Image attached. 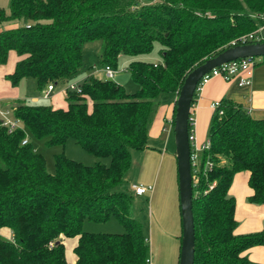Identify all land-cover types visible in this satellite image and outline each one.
Wrapping results in <instances>:
<instances>
[{"label":"trees","instance_id":"16d2710c","mask_svg":"<svg viewBox=\"0 0 264 264\" xmlns=\"http://www.w3.org/2000/svg\"><path fill=\"white\" fill-rule=\"evenodd\" d=\"M7 8L0 6V24L17 22L0 26V63L9 50L18 55L6 75L12 86L32 77L41 93L48 83H66L82 66L83 43L100 39L99 63L114 69L125 54L137 89L126 92L111 78L86 76L79 92L64 90L65 108L16 101L10 116L19 127L7 132L0 119V264H145L148 245L132 195L116 188L131 151L147 147L159 94H177L193 66L264 25L252 16L264 11V0H8ZM154 42L158 61L142 57ZM219 103L192 186L193 264H257L241 253L264 245V230L235 233L228 189L235 173L247 172V201L264 204V118H251L227 98ZM26 133L46 146L70 138L108 162L84 165L60 152L49 173L29 141L21 144ZM206 158L213 166L202 173ZM111 217L122 232L82 229L85 218ZM74 237L69 263L64 240Z\"/></svg>","mask_w":264,"mask_h":264},{"label":"crops","instance_id":"0c3cea01","mask_svg":"<svg viewBox=\"0 0 264 264\" xmlns=\"http://www.w3.org/2000/svg\"><path fill=\"white\" fill-rule=\"evenodd\" d=\"M263 30L264 25H262L259 31L264 39ZM17 58L18 55L13 50H9L5 62L0 63V102L8 98L13 99V104L15 101H24L26 104H42L50 105L53 108H65V83L53 84V89L50 92L49 98L43 99L40 97V92H38L34 82L32 93L25 95L22 100L17 99L19 94L18 90L22 86L23 78L26 77L21 78L18 82L20 86L16 87L12 85L11 87L6 77V75L12 71ZM221 98H227L233 103L238 104L246 110L253 119L264 118V57L256 59L249 85L240 86L235 77L229 79V81H225V79L220 76H212L203 84L201 90L194 95V102L191 104V116L193 118L192 131L197 145L204 143L208 136L209 123L213 113V108L210 104L214 101H219ZM0 107H2L1 104ZM173 111L174 94H166L161 101L159 100L150 117L147 128V147L142 150H136L139 152L136 156L130 154L131 161L132 157L140 158L138 161L134 160V163L138 167L136 177L137 184L154 185L151 192L144 194V196L147 198L151 194L149 199L151 198V201L154 200V198L158 200V207L161 205L160 200L163 194V188L157 185L161 166L163 162H165L166 167L168 166L169 170H172L173 161L175 166V157H173L172 154H166V149L164 148V146L168 145V136L172 129V127H170V122L173 119ZM173 149L174 144H171V150ZM162 151L164 152L162 153ZM247 175V172L244 171L235 173L228 189V195L234 199L235 203L233 216L237 222L235 227L236 234H247L264 230V204H253L247 201L248 196L251 194V190L247 185ZM176 193L177 188L175 187V193L171 196L169 224L171 228H174L171 244L173 248H175V253L170 256L169 264H177L180 246L181 219L178 193ZM160 207L158 209H160ZM147 219L149 220V215L146 212V220ZM144 237L148 240L146 235ZM65 240L64 247L66 248ZM75 241L76 239L74 240V244L73 241L69 244V254H67V250L65 249V257L69 263H73L74 261L71 249L75 245ZM148 254L150 257V251ZM241 255L245 256L253 263L264 264V245L248 247ZM150 262L151 264L156 263L154 258L152 261V257L150 258Z\"/></svg>","mask_w":264,"mask_h":264},{"label":"rangeland","instance_id":"374dc122","mask_svg":"<svg viewBox=\"0 0 264 264\" xmlns=\"http://www.w3.org/2000/svg\"><path fill=\"white\" fill-rule=\"evenodd\" d=\"M8 0H0V6L8 11L7 8ZM13 22V23H10ZM17 21H5L0 24L1 27L9 26L15 24ZM260 31V30H259ZM260 33V32H259ZM264 33V30H263ZM101 40L95 39L91 41H86L82 45V66L76 75L68 78V81L65 85L70 83L79 84L82 82L83 77L92 76L99 79H104V74L102 71V65L99 63L98 55L100 51ZM143 58L152 61H158L160 59L159 51H158V42H154L151 49L142 55ZM255 59H260L261 55L254 56ZM128 61V57L125 54H121L116 59V64L114 67V75L111 78L113 82L118 83L126 92H134L137 89V85L133 82L129 71L126 68V63ZM11 86V84H10ZM20 86L18 83L13 87ZM12 87V86H11ZM34 88V79L32 77L23 78L22 86L20 87L19 94L17 99L22 100L25 95H29L32 93ZM166 94L171 93H161L159 94L158 101L164 98ZM169 96V95H167ZM176 94H174L175 101ZM13 99H4L0 102L2 109L10 108L14 104L12 103ZM16 102V101H15ZM26 102V101H25ZM157 106V105H156ZM155 106V107H156ZM154 107V109H155ZM169 133V132H168ZM26 139L29 141L33 150L39 153L44 161H45V169L47 172H53V155L56 153L62 152L66 157L78 161L84 165H92L95 161H101L103 163L108 162V158H96L85 150L81 149L78 145L74 143L72 139H67L63 145H52L46 146L44 143V139H36L32 137L29 133H26ZM208 138V136H207ZM207 140V139H206ZM205 140V141H206ZM171 144H173V133L172 129L168 136V145L164 146L166 149V154H173V150H171ZM164 149V151H165ZM162 151V153L164 152ZM172 151V152H171ZM132 156H136L139 154L138 151H131ZM134 160L138 161L140 158L132 157L131 164L125 174L122 177V182L116 188L129 191L132 195V210L136 219L142 225L143 236H147L146 244L148 245V253L150 251V258L152 257V261L156 263L154 264H169V259L171 255H174L175 248H173L172 235L174 233V228H171L170 224V205H171V196L175 193L176 185V177H175V166L173 161L172 170H169L168 166L166 167V163L163 162L161 166V171L158 174V186H161L163 194L161 195V207L158 209V200L154 198L151 201V198L142 196L133 195L132 191L129 190L130 184H137V171L138 167L134 163ZM174 160V158H173ZM223 163V162H222ZM172 166V165H170ZM154 186V185H153ZM152 186V187H153ZM151 192V191H150ZM149 192V193H150ZM178 193V190H177ZM176 193V194H177ZM151 201V202H150ZM146 212L149 215V220H146ZM146 230H145V229ZM82 229L84 231L89 232H110V233H120L123 231L122 226L113 218H109L105 222H94L87 218L84 219L82 224ZM149 233V235H148ZM11 234L7 236L10 238ZM74 238H67L65 240V246L67 250V254L70 253L69 244L73 241Z\"/></svg>","mask_w":264,"mask_h":264},{"label":"water","instance_id":"95a60500","mask_svg":"<svg viewBox=\"0 0 264 264\" xmlns=\"http://www.w3.org/2000/svg\"><path fill=\"white\" fill-rule=\"evenodd\" d=\"M264 56V40L228 45L193 66L183 77L174 101L172 133L181 219L177 264H193L194 230L192 217V177L189 162L188 120L196 85L203 73L223 62L248 56Z\"/></svg>","mask_w":264,"mask_h":264},{"label":"built area","instance_id":"2783aa9c","mask_svg":"<svg viewBox=\"0 0 264 264\" xmlns=\"http://www.w3.org/2000/svg\"><path fill=\"white\" fill-rule=\"evenodd\" d=\"M252 16L264 18V11L253 13ZM261 27L262 26H259L254 31L244 33L240 35L239 37L232 39L230 41V45L234 43H241V42H246V41L264 40L262 35L259 33V30ZM255 64H256L255 57L248 56V57L233 59L230 61L223 62L219 65H216L202 74V76L200 77L196 85L195 94L201 90V87L203 86V84H205L208 81V79L212 76H220L221 78L225 79V81H229V79L235 77L237 78V83L240 86L249 85L251 81L252 69ZM102 71L104 74V78H112L114 75V69L108 64L102 65ZM52 89H53V84L48 83L44 87V89L41 91L40 97L43 99L49 98V95ZM65 89H69V90L76 91V92L80 91L78 85L73 84V83L65 85L64 90ZM219 104H220L219 101H214L213 103L210 104L211 107L213 108V111L217 110L218 114L221 113V110L219 109ZM10 111H11V108L2 109V107H0L1 124L6 127L7 132H11L12 130L19 127L20 125L17 119L12 118L10 116ZM171 123H172V120L170 122V127H172ZM188 123H189L190 129H188L187 138H188V143H189V162H190L192 186H193V181H196V173L200 170L199 164H198L199 152L208 148L209 141L207 139L201 145L196 144L194 140L193 131H192L193 118L191 116V108H190V115H189ZM25 142H26V138L21 141V144H24ZM212 166H213L212 162L206 158L203 163L202 169H201L202 173H204L205 171H208ZM129 190L132 191L133 195L135 196H142L144 194L149 193L152 190V186L142 185V184H130ZM7 239L11 240L12 238L10 237ZM145 264H151L149 257L145 259Z\"/></svg>","mask_w":264,"mask_h":264}]
</instances>
